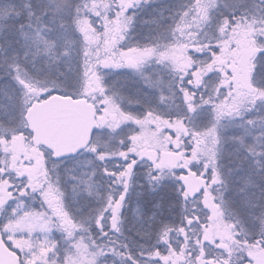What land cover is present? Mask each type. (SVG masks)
Wrapping results in <instances>:
<instances>
[{"label":"snow or ice","instance_id":"snow-or-ice-1","mask_svg":"<svg viewBox=\"0 0 264 264\" xmlns=\"http://www.w3.org/2000/svg\"><path fill=\"white\" fill-rule=\"evenodd\" d=\"M0 264H264V0H0Z\"/></svg>","mask_w":264,"mask_h":264}]
</instances>
